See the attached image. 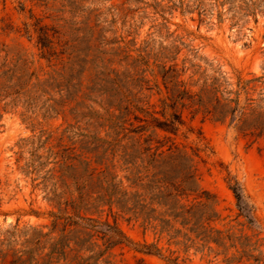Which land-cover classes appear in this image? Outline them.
I'll return each instance as SVG.
<instances>
[{
    "label": "rangeland",
    "instance_id": "obj_1",
    "mask_svg": "<svg viewBox=\"0 0 264 264\" xmlns=\"http://www.w3.org/2000/svg\"><path fill=\"white\" fill-rule=\"evenodd\" d=\"M40 27L49 47L38 42ZM165 73L209 107L240 91L234 121L184 108L185 123L168 134L193 158L200 187L215 195L211 226L247 237L264 259V134L247 128L264 118V0H0V264H43L63 233L66 255L50 264H169L168 257L253 264L237 260L240 240L202 248L192 221L170 215L166 204L153 203L147 222L117 202L127 192L131 205L134 192L145 191L128 178L123 155L133 151L130 129L144 122L135 115L163 118ZM197 146L206 149L201 157ZM230 176L253 205V225L238 216ZM54 214L56 227L41 236ZM81 216L116 221L132 243L109 245ZM145 243L161 255L135 248Z\"/></svg>",
    "mask_w": 264,
    "mask_h": 264
},
{
    "label": "trees",
    "instance_id": "obj_2",
    "mask_svg": "<svg viewBox=\"0 0 264 264\" xmlns=\"http://www.w3.org/2000/svg\"><path fill=\"white\" fill-rule=\"evenodd\" d=\"M51 41L47 31L40 27L38 42L41 47H49ZM178 77L176 73L171 75L165 73L164 75L170 95L162 100L163 118L152 116L148 120L135 115L136 119L144 122L130 129V132H133L131 136L134 141L132 144L133 151L125 152L123 157L126 163H131L132 165H129L128 168H131L133 177L128 178L134 184L143 186L145 191L134 192L131 205H129L131 199L126 196L127 192L123 193L117 202L121 204L124 210L143 214L144 221L147 222H150L151 217L154 216L155 207L152 206L153 203L166 204L170 215L176 218L181 217L184 223L192 221L190 229L196 232V236L203 240L202 248L211 240L225 244L226 238L231 240V246L237 247V240H240L242 249L237 260L241 261L245 258L246 260H253V264H264L263 257L253 252L256 249L255 243H251L247 237L241 239L242 237H236L232 233L222 235V230L211 226V222L219 217L214 207V203H216L215 195L200 187L197 174L198 168L193 163V158L168 134L177 135L180 126L185 123L183 117L184 108H192V117L203 110L205 114L211 113L218 120L224 121L230 115L231 122L234 121L237 112L242 109L240 91L236 92V97L226 96L224 101L216 97L213 107H209L203 98H196L193 94H190L185 87V82L182 79H178ZM241 87H244V85H241ZM179 105H181V110L178 109ZM126 108L127 113H129L128 107ZM137 108L145 111L143 107L139 106ZM261 117V115H258L249 123L247 128H259L260 134H264V118L261 119ZM150 128H153V131L143 137L144 133ZM157 130L166 132L162 139L158 138ZM154 142L157 144L154 145ZM164 146H167V148L164 149ZM205 150V148L197 146L194 148V154L201 157V151ZM115 177L116 175L113 174L111 180L115 179ZM120 182L121 180L114 183L110 181L109 183L116 187ZM228 185L237 200L238 216L245 217L247 222L253 225L256 221L254 208L241 182L230 176ZM191 195H193L195 200L193 203H180L182 198L187 199ZM60 217L55 215L52 229L40 235H50L57 225V219ZM80 219L82 220V225L90 229V231H100L104 233V236L109 235L107 240L111 246L132 243V240L122 231L116 221L110 224L109 222H99L92 217L85 218L81 216ZM66 224L67 222L65 221L64 225ZM65 228L63 227L62 231ZM215 232L216 234H214ZM68 238V235L63 233L59 238L51 242L50 250L47 252L48 257L43 264H50L55 254L58 256L66 255L65 249L69 246ZM86 240L80 241V244H85ZM135 248L139 251L154 252L161 255L160 249L152 244L145 243L137 245ZM166 260L169 264H181L178 257H168Z\"/></svg>",
    "mask_w": 264,
    "mask_h": 264
}]
</instances>
